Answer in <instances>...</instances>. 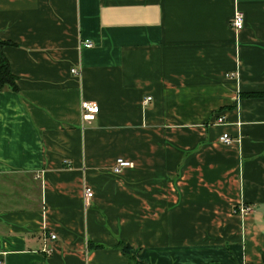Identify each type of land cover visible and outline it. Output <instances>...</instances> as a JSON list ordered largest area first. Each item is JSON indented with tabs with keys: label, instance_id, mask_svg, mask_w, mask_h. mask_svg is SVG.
Returning a JSON list of instances; mask_svg holds the SVG:
<instances>
[{
	"label": "crops",
	"instance_id": "0c3cea01",
	"mask_svg": "<svg viewBox=\"0 0 264 264\" xmlns=\"http://www.w3.org/2000/svg\"><path fill=\"white\" fill-rule=\"evenodd\" d=\"M0 39L2 264L260 263L264 0H0Z\"/></svg>",
	"mask_w": 264,
	"mask_h": 264
},
{
	"label": "built area",
	"instance_id": "2783aa9c",
	"mask_svg": "<svg viewBox=\"0 0 264 264\" xmlns=\"http://www.w3.org/2000/svg\"><path fill=\"white\" fill-rule=\"evenodd\" d=\"M243 15L242 13L238 12V11H235L230 20H229V24L231 26V28H233L234 30L238 31L242 28L243 24ZM80 46L85 48V47H90L92 45V43L89 42V40H84V41H81L80 43ZM70 73H73V74H79V72L74 69V68H71L70 70ZM150 100V98L146 97L145 98V101H148ZM97 108L98 106L93 103V102H90V101H81L80 102V106H79V109H80V120L82 122H86L88 119L91 118L92 114L96 113L97 112ZM223 122V118L219 115L217 116L212 122H210L211 124H216V123H222ZM218 141L222 144H229L231 142V139L228 137V135L226 133H221L218 137H217ZM124 167H130V164L123 160L122 158H117V160L115 161L113 167H112V171L114 173H118L119 170L121 168H124ZM38 175H36L37 177ZM91 190L89 188H84L83 189V194H82V201H83V204L86 205L87 203V200L88 198H90L91 196ZM249 208L245 207V206H239L237 208V211L239 213H246L248 212ZM55 237V235L53 233H48L47 235V239H53ZM47 251V250H45ZM0 264H2V262L0 261Z\"/></svg>",
	"mask_w": 264,
	"mask_h": 264
},
{
	"label": "trees",
	"instance_id": "16d2710c",
	"mask_svg": "<svg viewBox=\"0 0 264 264\" xmlns=\"http://www.w3.org/2000/svg\"><path fill=\"white\" fill-rule=\"evenodd\" d=\"M8 44H9L8 42L0 39V90L7 88L15 92L17 91L16 84H15L16 77L15 75L11 74L8 60H6V58L3 55V48L7 46ZM244 96L252 97V98L264 97V92L244 93L242 97ZM87 244H88L89 249L101 247L100 245H96V244H90V243H87ZM118 246L121 247V250L124 253H127L128 250L125 246H123L121 243ZM134 264H142V263H140L139 261L135 259ZM259 264H264V254L261 255V261Z\"/></svg>",
	"mask_w": 264,
	"mask_h": 264
}]
</instances>
